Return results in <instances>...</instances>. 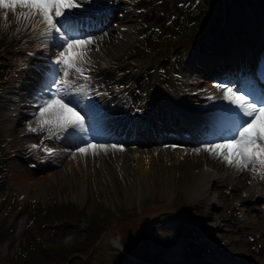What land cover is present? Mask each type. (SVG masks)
Wrapping results in <instances>:
<instances>
[{"label": "snow or ice", "instance_id": "obj_1", "mask_svg": "<svg viewBox=\"0 0 264 264\" xmlns=\"http://www.w3.org/2000/svg\"><path fill=\"white\" fill-rule=\"evenodd\" d=\"M81 7V0H0L4 20L8 19L9 12L15 14L21 10L17 20L27 21L25 28L31 25L33 30L40 29L39 36L52 41L55 48L48 74L32 104L38 128L48 131L46 138H59L62 134L87 138L85 114L80 108L85 87L79 81L90 79L84 66L91 64L88 52L94 38L76 31L73 10ZM216 87L223 89V100L229 106L224 110V134L216 141L205 142L203 150L238 171L249 170L264 179V94L257 93L252 85L237 88L217 84ZM28 130L36 132L37 128L29 123ZM38 147L31 145V148ZM108 147L118 146L86 142L76 150L86 154L89 150L95 152ZM44 150L49 155L55 151L47 146ZM195 151L199 152L200 148Z\"/></svg>", "mask_w": 264, "mask_h": 264}, {"label": "rangeland", "instance_id": "obj_2", "mask_svg": "<svg viewBox=\"0 0 264 264\" xmlns=\"http://www.w3.org/2000/svg\"><path fill=\"white\" fill-rule=\"evenodd\" d=\"M256 2H260V0H254ZM235 7L239 8L236 10H239L241 13L239 16H235V11L233 10L230 15L226 18V23L224 25V30L229 31L233 34V32L237 35L238 32L243 29L246 26V16L242 12L243 10V3L244 0H239L237 2H232ZM231 3V4H232ZM198 4L200 5V8H204L208 12H211L215 15V17H219L222 11V7L219 6L217 3H215L214 0H198ZM241 5V6H240ZM162 6V4H160ZM194 14L195 11H194ZM238 17V19H237ZM235 18L237 19L235 21ZM244 18V19H243ZM241 20V21H240ZM243 20V21H242ZM240 26V27H239ZM217 46V51L222 52L223 54L229 53L230 49L225 50L224 47L217 43L215 44ZM234 57V56H233ZM191 167L198 168L197 165H188V166H180L179 171L186 172L184 169L189 170ZM135 170H137L135 166ZM98 176H94L93 174L86 178V185L87 189L85 190V196L83 200V206L82 208L84 210H91L92 207L95 205V201H93L91 198L94 195H97L100 197V200L103 203V208L107 210L108 208V200L104 194V188L107 186H110L115 193V196L117 198V203L120 207L129 208V207H137L140 204L148 201H157L159 203H166L170 204L175 198L180 199V203H182V206H180V210L175 213H169V212H160L158 215H156L149 224L146 225L148 232H157L158 234L153 235L154 245H158L159 243L168 241L171 237L169 236L170 230L173 228L174 225H177L178 223L184 221L185 215L187 216H193L197 219L203 220L205 217V206H202L199 201H196L192 204H188V199H192L193 195H182L180 193L179 188L183 187L181 185V181L178 180L177 177L174 175H177V172L173 174H169L166 169H164L162 172L158 174V178L160 179V186L158 188H161L159 192H156L157 189H151V194L144 191L143 188H145V183L141 182L142 189L138 192L134 190V184L133 182V170L129 165V168L126 172V176L121 177V174L116 172V183L113 182H107L104 178V174L102 171L97 173ZM162 176V179H161ZM174 179V180H173ZM52 180V181H51ZM48 182L45 183V186L48 187V189L51 191L52 198L54 195H56L58 201H66V202H75V195L72 197H67L65 194L62 195V191H59V188L62 186V182L58 178H52ZM163 183V184H162ZM47 184V185H46ZM55 184V185H54ZM123 184V185H122ZM165 186V189H164ZM91 191V195L89 194V190ZM222 195L221 199H219V202L222 206V208L219 210L218 215L224 216V218L227 219H238L239 215L238 212L234 211L232 208V198L233 197H239L241 195V191L238 190L231 195L226 194V190L222 188ZM126 198V199H125ZM40 200L44 201L45 197H42L40 195ZM208 205L207 203H205ZM210 206V205H209ZM23 208V206H19ZM212 207V206H210ZM25 211H22L21 214H23ZM209 213V211H208ZM207 213V217H208ZM16 212L14 216L21 215ZM12 216V211L9 214ZM176 215H178L176 218ZM173 218V219H172ZM208 219H211L208 217ZM207 219V220H208ZM233 224L225 225V228L228 230L232 229L230 226ZM205 226V225H204ZM258 227L260 230L264 229V226L262 224H258ZM8 226L4 225L0 228V264L3 263L5 257L12 253V251L15 248V245L19 244L22 240L26 239V234H23L19 231H17L15 228H13L12 233H7ZM174 229V228H173ZM67 233H69V230H67ZM230 233V234H229ZM229 237L233 238L234 235L238 234L239 232H229ZM242 233H239L240 240L242 239ZM32 234L39 240H46L49 238L48 230L46 229H33ZM15 236L18 238L16 241H12L11 238ZM203 238V235L200 237V239ZM10 239V240H9ZM65 241L69 240V234H67L64 238ZM4 242H9L7 246H4ZM138 246H144L143 244ZM145 247V246H144ZM118 252L116 251V254ZM147 256V254H146ZM113 261V260H111Z\"/></svg>", "mask_w": 264, "mask_h": 264}, {"label": "bare ground", "instance_id": "obj_3", "mask_svg": "<svg viewBox=\"0 0 264 264\" xmlns=\"http://www.w3.org/2000/svg\"><path fill=\"white\" fill-rule=\"evenodd\" d=\"M243 5V4H242ZM241 6V5H240ZM241 13V12H240ZM241 21V20H240ZM243 21V20H242ZM240 27V26H239ZM256 31L254 28L252 30H250V33ZM251 34V37L249 39L245 40V46L247 48V50L242 51L239 53L240 57L244 56L245 54L247 56H249L250 51H252L253 53L257 50V47H259V44H256V42H258V39H255V35ZM254 36V37H253ZM261 41H264V37L259 36ZM238 46H244V44L242 43H238ZM257 45V47H256ZM104 50L107 54L113 53L116 50V47L114 46H107L104 47ZM199 81V78H192V81ZM23 84H26V82H23ZM180 107L185 108L182 104H179ZM20 110L22 107H19ZM220 109H225L223 106H219ZM197 151L195 150H190V154L193 155L196 153ZM188 157H184V159H187ZM206 164L209 165L211 167V170H207V169H202L198 172L197 177H201L203 178V183L205 185L210 184L211 186H216L219 183H226V184H231L233 183L234 185L237 184V182L240 180L238 176H236V174L230 172L227 169H223L220 167H218L217 169H215V164H212L211 162H207ZM175 165V164H173ZM230 167V166H229ZM136 168L137 171L139 170H144V162L142 161V159L137 160V164H136ZM234 168H232L231 170H233ZM238 171L236 170V173ZM194 180V179H193ZM197 181H199V178H196ZM52 181V180H51ZM47 185V184H46ZM55 185V184H54ZM189 187H191V185H188ZM259 187V186H257ZM256 186H252L248 189H246L244 191L245 193V197L243 196V199L241 201V203L239 204V211L243 212L245 214H241L242 217L241 219L237 222L238 227H244L247 224V221H249V223H252L255 220V215L252 214V211H263L264 212V188L259 187L257 188ZM204 192L202 194V201H204L205 203H207L208 205L212 206L211 208L214 209L215 208H220V206L218 205V203L215 202H211V197H213L211 195V192H209L206 196V189L203 188ZM151 194V193H149ZM190 196V195H189ZM260 202V204H263L262 207L260 208H256V203ZM249 206H253L254 209L252 211H247ZM246 209V210H244ZM214 211V210H213ZM246 212H248V215L246 214ZM208 217L211 218V220H213L215 217L212 215L211 211H209L208 213Z\"/></svg>", "mask_w": 264, "mask_h": 264}]
</instances>
